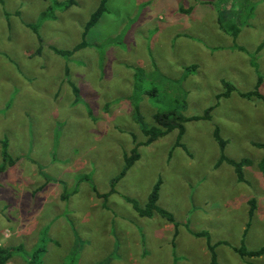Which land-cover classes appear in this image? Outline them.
I'll return each instance as SVG.
<instances>
[{
  "label": "rangeland",
  "instance_id": "1",
  "mask_svg": "<svg viewBox=\"0 0 264 264\" xmlns=\"http://www.w3.org/2000/svg\"><path fill=\"white\" fill-rule=\"evenodd\" d=\"M58 1L67 5L40 21L52 0H0V137L7 123L17 158L16 170L0 176V244L21 243L25 250L6 264L25 263L38 244L46 249L40 264H209L205 239L190 232L201 230L217 243L220 264H264V254L241 257L232 248L245 228L248 249L264 245L263 150L253 144L264 140V16L251 21L254 6L264 0H108L84 49L69 58L46 49L38 55L28 24H38L45 44L69 49L82 40L101 0ZM259 78L261 97L240 96L253 91ZM225 82L234 90L217 97ZM17 83L32 90L20 102L8 97L9 85ZM129 95L154 125L155 111L193 117L213 106L207 118L183 122L184 148L175 144L177 129L139 146L140 158L118 182L143 206L160 179L157 203L172 213L176 233L159 214L142 217L119 195L101 197L133 137L146 139L126 104ZM17 118L22 130L26 125L29 132L39 127L51 133L31 153L50 179L22 157ZM215 128L226 140L227 157L250 160L243 181L226 161L215 165ZM79 174L91 176L98 196L86 180L69 196ZM6 179L10 188L1 186Z\"/></svg>",
  "mask_w": 264,
  "mask_h": 264
},
{
  "label": "trees",
  "instance_id": "2",
  "mask_svg": "<svg viewBox=\"0 0 264 264\" xmlns=\"http://www.w3.org/2000/svg\"><path fill=\"white\" fill-rule=\"evenodd\" d=\"M107 1L108 0H101L98 7L95 9V11L90 15V18L87 20V22L84 25V29L82 32V40L77 43L75 46L69 49H60L50 44H45L41 38V36L38 33V24H28L27 26L33 30V33L36 37V40L38 42L37 49L35 51L36 54H40L43 49L49 50L57 55H60L64 58H69L73 54H75L77 51H80L84 49L88 43L85 39L87 33L89 30L96 25L99 18L102 16V14L107 10ZM52 4L49 5L46 9L41 11L39 14L38 19L45 20L47 18H54V8L57 6H66V2H59L58 0H52ZM237 32V31H236ZM236 35V34H235ZM236 37V36H234ZM69 74V68L65 69V74ZM261 79L259 78L256 82V87L251 92H238L240 96L245 98H251V97H261V91L258 90V84L261 83ZM69 83V86L72 88L73 92L75 93V97L78 96L77 93V87L74 85L72 80H67ZM226 90L222 94H218L217 97L222 96H228L229 93L234 90L233 85H231L228 82H225ZM138 90V87L135 86V89ZM152 93L154 90L151 91ZM145 93L144 91H141L140 94ZM139 94V95H140ZM132 98V95H129L127 99ZM131 102V103H130ZM127 104L129 109L130 104L132 105V117L133 121L138 126L141 133L146 137L144 141H136V138L133 137V146L123 156L122 166L117 175H115L112 180L110 181V191L109 192H115V185L117 182L127 173V171L130 169V167L139 159L140 154L138 152V148L141 145H148L149 143L153 142L154 140L168 134L174 129L178 130L177 133V141L176 145L182 146L184 148V145L181 144L180 139L182 135L184 134V121H188L191 119H200V118H207L209 115V111L213 108V106L208 107L205 110V113L200 116H193V117H185L181 114H179L175 110H165V111H155L153 113V123L149 124L146 123L144 120V117L140 115L138 101H134L131 99L127 100ZM214 139L217 142V144L220 147V155L216 161V166L222 163V161H226L230 166L234 167V171L237 174V178L239 181L244 180L243 175V166L248 165L250 163V160L247 158H241V160H233L229 157H227L224 154L225 144L226 140L222 139L219 135V130L215 128L214 130ZM1 149H0V156H1V164H0V173L3 172L7 166H11L15 163V158L12 157V155L8 151V143L7 140L4 138L1 142ZM255 146L261 148L263 150V156L259 162V167L261 170H264V141L262 142H255ZM89 174H83L77 177L76 181H84L87 180V182L92 186L93 190H96L93 186V183L90 179ZM47 179H50L47 177ZM161 186V180L157 179L154 184L152 185L146 201L143 206H138V203L135 199L123 196V198L132 204L134 210L142 217H152L155 214H159L160 216L164 217L168 222H173L174 227V233L177 232V226L178 223L174 221V217L170 211H167L162 206L159 205L158 198H159V189ZM108 193H104L102 196H107ZM68 195V194H67ZM249 204V216L252 215L253 210L255 208V200L253 198L248 200ZM187 225V224H186ZM195 237H203L205 239L206 247L209 251V264H220L218 261V256L215 250L217 243H212L210 240L209 233L205 230L201 231H190ZM246 229L242 233V238L240 240V244L238 246L232 247L233 250L238 253L241 257H252V256H260L264 254V245L257 248V249H248L245 246L244 239H245ZM219 243L227 244L226 241H219ZM20 251H25L22 244L16 245V246H4L0 244V264H6L16 253H19ZM45 251V248L43 245L38 244L31 253L26 254V260L25 263L22 264H40L41 262V256L43 255V252Z\"/></svg>",
  "mask_w": 264,
  "mask_h": 264
},
{
  "label": "crops",
  "instance_id": "3",
  "mask_svg": "<svg viewBox=\"0 0 264 264\" xmlns=\"http://www.w3.org/2000/svg\"><path fill=\"white\" fill-rule=\"evenodd\" d=\"M177 8H179V7H177ZM176 8V9H177ZM166 11H167V16H169L172 12H170L169 11V6H167L166 7V9H165ZM253 11H254V13H253V15L251 16V21L252 20H259V19H261L263 16H264V4H262V3H260V2H258V3H256V5L254 6V8H253ZM40 14V13H39ZM39 17V16H38ZM219 22H221V19H219ZM172 23H173V20H172ZM262 41L264 42V39H262ZM262 47H263V45L262 46H260L259 47V52H261V50H262ZM8 89H9V93H8V97L10 98V99H12V100H17V102H20L21 100H23V95H24V93H28V92H30V91H32V90H28V91H26V88H22V84L21 83H17V86H15V85H13V84H11V85H9V87H8ZM128 100V99H127ZM126 100V101H127ZM127 104V103H126ZM128 105V104H127ZM2 106H4V103L2 104ZM17 121H18V118H17V120L15 121L16 122V124H15V127H14V130H15V136L17 135V137L20 139L19 140V142H20V147H21V149H22V157L23 158H25L26 160H28V161H30L31 163H33L34 165H35V167H36V170H38V172H39V174L41 175V176H43L44 177V179L46 180V176H51V175H49V174H47L46 172H44L45 171V166L42 164V163H40L39 161H37L36 159H34L33 157H31V153L33 154L34 153V151L35 150H38V148L40 147V146H42V145H44L45 144V137H50L51 136V133H48V131L46 130V129H42V128H39V127H35L34 129H30V132H29V130H28V128H27V126L26 125H24V127H23V130H22V128L19 126V128H18V124H17ZM20 121H23L24 123L26 122V118H24V119H22V120H20ZM10 129H11V127H9V129H8V124L7 123H4V132L1 134V137H0V142L5 138L6 140H7V143H8V151H9V153L12 155V153H11V151H10V148H9V135H8V133H9V131H10ZM264 141V140H263ZM262 142V141H261ZM255 143V142H254ZM253 143V144H254ZM0 149H1V144H0ZM38 153V152H37ZM127 153V151L126 152H124L123 153V155H122V161H123V156H124V154H126ZM262 156H263V153H262ZM12 157H14L13 155H12ZM15 158V157H14ZM140 158V157H139ZM262 158V157H261ZM0 159H1V156H0ZM16 159V161H15V163L13 164V165H11V166H7L6 167V169L4 170V171H6L7 170V168H9L11 171H14V170H16V168H17V158H15ZM54 159H56L55 157H54ZM133 166V165H132ZM131 166V167H132ZM130 167V168H131ZM121 169V168H120ZM4 171L3 172H1L0 173V176L4 173ZM41 172H43L45 175H42L41 174ZM80 175H83V174H79V175H77L76 176V179H77V177L78 176H80ZM91 177V176H90ZM114 176H112V177H110L109 178V181H108V186H109V190L108 191H106V192H103L102 193V195L104 194V193H108L107 194V196H109V195H119L124 201H126L124 198H123V196H128V195H126V193H123V191L122 190H120L119 189V184H118V182L123 178H121L118 182H117V184L115 185V192H109L110 191V181L112 180V178H113ZM52 178H54V177H52ZM11 179V178H10ZM91 179V181H92V183H93V186L95 187V189L96 190H93V188H92V186L87 182V180L85 181L87 184H89V187H90V189H91V191L95 194V195H97V193H100L99 192V189H97V187H96V185H95V183L93 182V180H92V178H90ZM9 179H6L5 181H1V186L2 187H5V188H10V184H9ZM81 183H83V181H80V182H78V181H74V185H75V187H74V189L71 191V194H69V196L70 195H72V194H75V193H77V191H78V186L81 184ZM101 195V197H104V199L107 197V196H102ZM98 196V195H97ZM111 197H113V196H111ZM128 197H130V196H128ZM131 198H133V197H131ZM147 198V197H146ZM134 199V198H133ZM251 199V198H250ZM249 200V199H248ZM127 202V201H126ZM127 203H129V202H127ZM249 206V205H248ZM246 229V228H245ZM244 229V230H245ZM243 230V231H244ZM243 231H242V233H243ZM246 234H247V230H246ZM246 234H245V236H246ZM19 244H21V243H19ZM19 244H17V245H19ZM23 245V244H22ZM16 246V245H15ZM23 248H24V246H23ZM44 248H45V246H44ZM46 253V249H45V251L43 252V255L41 256V260H42V257L44 256V254ZM209 253V252H208Z\"/></svg>",
  "mask_w": 264,
  "mask_h": 264
}]
</instances>
